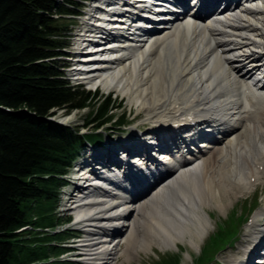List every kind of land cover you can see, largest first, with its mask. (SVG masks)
Segmentation results:
<instances>
[{"label":"bare ground","instance_id":"bare-ground-1","mask_svg":"<svg viewBox=\"0 0 264 264\" xmlns=\"http://www.w3.org/2000/svg\"><path fill=\"white\" fill-rule=\"evenodd\" d=\"M119 1L125 0H93L91 6L97 16L115 7L113 11L126 17L120 9L129 4L118 9ZM144 1L137 0L148 8ZM189 1L162 0L166 5L152 10L165 13L133 20L136 27L122 31H143L136 33V40H121L122 32L111 30L108 37L113 40L106 36L109 41L89 43L103 32L93 27L99 20L85 23L83 32L68 33L65 69L71 65L67 51L87 46L83 52L88 53L71 66L70 71L78 65L86 69L73 72L76 80L113 90L145 120L130 129L126 139L107 140L103 150L88 153L86 165L96 177L77 194L70 193L74 205L63 208L81 220L76 223L82 226L77 243L68 252L77 253L73 255L85 264H117L120 259V264H131L151 246L169 250L182 243L192 252L209 232L208 208L224 211L257 182L264 196V86L256 74L264 68V55L246 54L254 47L264 52V0ZM114 23L116 28L119 24ZM105 26L108 29V22ZM111 44L118 46L108 50ZM89 59L96 61L84 62ZM71 110L53 108L48 118ZM140 126L142 133L137 131ZM83 151L84 146L81 156ZM163 153H168L172 167L160 160ZM101 180L123 196L93 186ZM159 180L147 198L134 201ZM262 201L244 233L250 242L246 259L234 256L230 264H245L253 253L264 251ZM112 234L116 237L110 238ZM175 257L169 253L156 262L174 264ZM259 259L262 263L264 256Z\"/></svg>","mask_w":264,"mask_h":264},{"label":"trees","instance_id":"trees-1","mask_svg":"<svg viewBox=\"0 0 264 264\" xmlns=\"http://www.w3.org/2000/svg\"><path fill=\"white\" fill-rule=\"evenodd\" d=\"M84 1L0 0V264L46 260L39 246L51 238L27 240L22 228L38 221L53 227L65 174L112 120L109 95L83 120L86 127L97 123L89 133L48 118L53 108L83 109L95 95L69 83L62 59L71 30L66 19L79 15Z\"/></svg>","mask_w":264,"mask_h":264},{"label":"rangeland","instance_id":"rangeland-1","mask_svg":"<svg viewBox=\"0 0 264 264\" xmlns=\"http://www.w3.org/2000/svg\"><path fill=\"white\" fill-rule=\"evenodd\" d=\"M91 2L93 3V0L90 1L88 4H91ZM84 5L85 6H82V8L80 9V13H82V11H87L90 8L89 5ZM81 18L75 17L71 19H66V21L70 22L71 24L70 28L71 33L73 35L75 33H78L79 29L82 26ZM70 41H73V38ZM254 48L257 49V47ZM85 54L86 53H84V55ZM71 81L73 85H76V82L74 80ZM78 86H81V88L92 92L89 89V86H85L83 84H79ZM108 95L112 99V108L114 107L111 111L112 120L109 121L110 123H106L102 125L101 128H99V130L101 131L98 135L99 140H101L100 144L93 146V144L86 142L84 145L82 157L78 161H76V163L86 164L85 160L89 152L103 150L104 143L107 140H110L111 142H117L119 140L126 139L127 133L128 131H130V129H134L135 126L145 122L143 116L136 115L137 110L127 103L126 98L117 96V94L114 92L107 94V91H104V89L102 88L97 89L95 91V95L90 97V99L87 101V107L83 109H73L71 111H68L67 113L65 111H58L56 113L55 120H61L66 125H71L78 131L80 130L79 132L89 133L92 128H96L95 124L97 123H93L94 125L91 124L86 127V125L84 124L85 122L83 120L87 118L88 113L92 109H95V107L93 106L98 105V103H100L102 99ZM64 115H68V117L65 118ZM120 116H122V122L118 124L115 121ZM142 130V126L137 129V131H139L140 133H142ZM156 157H158V155H156ZM74 168H71L70 172H73ZM258 184L259 182L255 183L254 186L250 188V191L248 193L241 194L237 198L233 199L232 203L222 212H219L216 209L208 208V211L211 213V219H209V232L203 239V241L200 242L198 248L191 249L192 252H190L187 249V246L182 243H179L178 247H171L169 250H161L157 247L151 246L150 249H147L146 251H141L136 257V259L131 261V264H162L156 261L162 258V256L167 255L169 253L176 254L177 264H230V261L234 256L240 257L242 261L245 260L248 254L247 251L250 248V242L249 240L246 241L244 233L246 232L247 226L252 220L254 214L260 209L263 204L262 199L264 198V196L261 195L260 191L257 189ZM147 191H145L143 194H140L139 196H136V199H134V201H143L144 198H147L145 197L148 193ZM71 192L73 191L70 190L69 187H64L59 192V200L55 206L54 211L55 218H53V227H37L36 225H39L41 223V221H38L36 224L29 225V228L22 230V233L24 235L28 234L26 236L27 240H32L33 238H35V234H37V237H40V239L42 240H44V238H51L50 241H46V245L42 244L44 246H39L40 248L44 249L43 251H47L48 256L46 260L36 262L35 264H76L75 262L79 260L75 259V257H77L76 255H65L63 253L61 255H58L64 250L66 251L73 248L72 246H70L69 243L66 244V247H61L60 245H65L62 243L65 242L66 238L76 236L80 228V226L75 225L73 221L69 222L68 224H62L66 221L65 219L70 214V212H65L62 210L63 208H65V205L69 204L67 201L68 199L66 197H69V193ZM135 214L136 212H134L129 217V220L134 218ZM30 215L33 216V211ZM37 220L38 219H36V221ZM65 227H69L67 233L56 235L61 233L62 229H64ZM126 233L127 230L123 231L119 235L121 236ZM48 242L50 243L48 244ZM61 248L67 249L63 250ZM123 248V244H120L119 249ZM260 257H262V253L256 251L251 255L250 259L252 258L257 262ZM120 261L117 262V264H120ZM114 263H116V261H112L111 264ZM166 264L169 263L166 262ZM245 264H254V262L248 261Z\"/></svg>","mask_w":264,"mask_h":264}]
</instances>
